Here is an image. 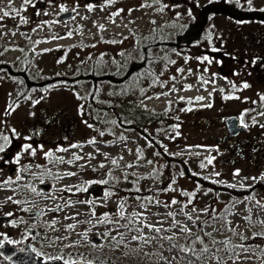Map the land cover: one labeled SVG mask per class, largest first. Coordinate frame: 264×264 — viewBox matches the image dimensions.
Segmentation results:
<instances>
[{
  "label": "rangeland",
  "instance_id": "obj_1",
  "mask_svg": "<svg viewBox=\"0 0 264 264\" xmlns=\"http://www.w3.org/2000/svg\"><path fill=\"white\" fill-rule=\"evenodd\" d=\"M208 1L0 0L10 13L0 11V63L27 76L0 69V137H8L0 146L9 155L0 157V247L27 242L61 264L91 255L108 264H264V22L210 14L182 52L151 47L140 76L109 81L140 57L148 35L162 29L161 42H173L170 24H200ZM230 115L243 126L232 136ZM173 158L206 181L251 189V199L201 187ZM200 228L212 241L189 248ZM0 264L10 263L0 255Z\"/></svg>",
  "mask_w": 264,
  "mask_h": 264
},
{
  "label": "trees",
  "instance_id": "obj_2",
  "mask_svg": "<svg viewBox=\"0 0 264 264\" xmlns=\"http://www.w3.org/2000/svg\"><path fill=\"white\" fill-rule=\"evenodd\" d=\"M262 8H253V9H247L241 6V1L239 0V3L236 2V0H232V2H229V0H212V2L208 1L205 3V5L202 7L201 11V17H200V24H187V25H173L171 27V32L174 31L173 37L174 40L173 42H168L165 41L169 35L167 31H164L162 29L159 30L158 33L154 32L151 35L147 36V40L145 44H137L139 51L138 54L140 53V57H142V60L139 62L140 57L138 59L136 58H129V62L125 64V72L120 78L118 79H113L112 77H109V81L117 80L118 83L122 82H129L133 77L140 76L145 69H147V62L150 59L148 57V49L154 46H174V50L177 52H182L181 48H187L190 46L192 43L198 41L201 38V24L207 19V16L210 14H224L227 17L236 20V21H259V22H264V11H260ZM166 30V29H165ZM164 42H161L162 39ZM161 44V45H160ZM32 55V52L30 51L28 54L25 56L21 57V61L23 60L24 64L27 66L28 60L30 59ZM20 61V62H21ZM11 65L8 63H0V69H3L7 71L10 74H19L22 75L24 79L27 80V76L25 75L26 73L24 72H19V71H12ZM87 76L85 75L80 77L81 79H86ZM79 78V77H78ZM142 78V77H141ZM132 82V81H130ZM173 163H176L179 166V169L188 178H196L200 180V186L201 187H212L214 192H217V190L222 191L224 193H227L232 197V199L235 200H242V199H251V189H238L234 187H229V186H220L217 185L211 181H206L205 178L198 176L197 173L193 172L191 168L188 165L187 160L183 159H175L173 158ZM202 183V184H201ZM212 241V237L209 235H206L202 231V228L198 230L196 234L193 236H190L189 238V248H191L192 244L199 243L202 246L207 245L209 242ZM80 261H91L92 264H108V260L103 259L100 256H87L81 258ZM76 262V261H75ZM119 264H122L119 263ZM123 264H132V263H123Z\"/></svg>",
  "mask_w": 264,
  "mask_h": 264
},
{
  "label": "water",
  "instance_id": "obj_3",
  "mask_svg": "<svg viewBox=\"0 0 264 264\" xmlns=\"http://www.w3.org/2000/svg\"><path fill=\"white\" fill-rule=\"evenodd\" d=\"M42 4L43 2L40 1V5ZM224 122L226 124L229 136L235 135L240 130H243V126L239 125L238 118L235 115L226 117ZM8 156L9 155L6 152L0 153V157L5 159L8 158ZM41 186L43 189L48 190L50 183L43 184ZM88 189L94 195L102 194V189L98 184H92ZM1 219H3V217H0V220ZM0 255L4 257L10 264H61L59 259H54L52 261L43 260L41 257L36 255L27 242L21 243L19 245L4 244L2 247H0ZM75 264H86V262L78 260L75 262Z\"/></svg>",
  "mask_w": 264,
  "mask_h": 264
},
{
  "label": "snow or ice",
  "instance_id": "obj_4",
  "mask_svg": "<svg viewBox=\"0 0 264 264\" xmlns=\"http://www.w3.org/2000/svg\"><path fill=\"white\" fill-rule=\"evenodd\" d=\"M107 2H108V3H112L113 0H107ZM210 2H212V0H210ZM229 2H232V0H229ZM236 2L239 3V0H236ZM25 3H31V0H25ZM247 3H248L249 5H251L252 0H247ZM142 6H143V5H142ZM88 7H89V10H91L92 6L89 5ZM61 10L63 11L64 9L62 8ZM0 11L3 12V16H4V17H7V16L10 15V13H9L8 11H3L2 9H0ZM15 11H16V9L13 8V9H12V12H15ZM121 11H123V10H121ZM260 11H264V9H260ZM117 14H118V13H117ZM188 14L191 15V10H189V13H188ZM21 19H23V18H21ZM13 35H15V33H13ZM69 35H70V33H69ZM212 51H218V49L213 48ZM0 54H2V53H0ZM186 59H187V58H186ZM198 59L201 60V62H204V61H207L208 63H211V62H212V60H211L209 57H207V56L198 57ZM171 63H175V61H171ZM178 71H181V72H182L183 69H178ZM173 79H175V78L173 77ZM203 83L206 84L207 81H203ZM188 87L190 88L191 86H188ZM244 87H248V85H247V84H244ZM164 95H167V93H164ZM261 98L264 99V97H261ZM181 99H183V98H181ZM197 99L202 100L203 97H199V98H197ZM39 102H40L39 100H36V101H34L33 103L36 104V103H39ZM209 106H210V105H209ZM85 123H86V122H85ZM88 126H89V127H92V125H88ZM13 132H15L14 129H13ZM100 134L103 135L104 133L101 132ZM0 139H3V140L6 141V142L8 141V137H7V136H2V137H0ZM121 139H124V137H121ZM89 143H95V140H91V141H89ZM24 147H25V151H27L29 148H31V145H25ZM72 147H77V145H72ZM3 151H4V147H3V146H0V152H3ZM57 151H67V149H65V148H58ZM32 154L35 155V149L32 150ZM157 154H159V153H157ZM45 155L51 157V156H52V153H51V152H47V153H45ZM18 159H19V157H17V161H18ZM76 159L79 160V159H81V157L77 156ZM61 161H62V158H61ZM208 162L211 163V160H209ZM113 163H116V161H113ZM149 163H151V161H149ZM128 166L131 167L132 165H128ZM101 167H103V165H101ZM201 167H203V165H201ZM68 175H74V173H68ZM181 175H183V173H181ZM217 175H219V174L217 173ZM234 175H239V170H237V171L234 173ZM253 179H255V178H253ZM213 182L215 183V181H213ZM103 183H107V181H103ZM229 186L232 187L233 185H229ZM78 190H81V189H78ZM32 191L35 192L36 190L33 188ZM106 195H107V194H106ZM182 195L187 196V195H189V193H187V192H182ZM8 199L11 200L12 197H8ZM13 202H14V203H19L18 201H13ZM171 203H172V204H175V203H177V201H176L175 199H173V200L171 201ZM189 203H191V201H189ZM258 203H259V202H258ZM165 206H167V205H165ZM186 206H187V205H185V207H186ZM122 207H123V206L121 205V212H120L121 217L123 216ZM193 211H195V209H193ZM8 215H11V213H9ZM92 215L94 216L95 213L93 212ZM134 215H135V214H134ZM169 215H172V214L170 213ZM105 218H107V214H105ZM188 218H189V219H192L191 216H189ZM197 219H199L198 216H197ZM204 223H206V222H204ZM146 226L149 227V228H151L152 230H154V231L157 232V233H159L160 230H161L160 228H156L154 225H151V224L146 225ZM68 227L71 228V227H73V225H69ZM125 227H127V225H125ZM181 230H182V231H190V230L187 229V228H182ZM103 235L107 236L108 233H104ZM209 235H210V234H209ZM85 238H86V234H85ZM242 238H243V237H242ZM112 239L116 241L117 245H119V244L121 243V241L123 240V237L121 236L120 240H117L116 237H112ZM131 239H132V240L144 239L145 242H148L147 238H142V237L137 236V235L132 236ZM168 239L171 240V239H173V237H168ZM225 243H226V242H225ZM33 251H35V250L33 249ZM203 251H204V252H207V251H208V248L205 247V248L203 249ZM56 259H60V257H56ZM65 264H69V261H65ZM72 264H75V262H72ZM86 264H92V262H91V261H87Z\"/></svg>",
  "mask_w": 264,
  "mask_h": 264
},
{
  "label": "flooded vegetation",
  "instance_id": "obj_5",
  "mask_svg": "<svg viewBox=\"0 0 264 264\" xmlns=\"http://www.w3.org/2000/svg\"><path fill=\"white\" fill-rule=\"evenodd\" d=\"M3 63H5V62H3ZM0 163H2L1 161H0ZM42 187V186H41ZM50 187H51V183H50ZM50 187H49V189H50ZM89 190V189H88Z\"/></svg>",
  "mask_w": 264,
  "mask_h": 264
}]
</instances>
